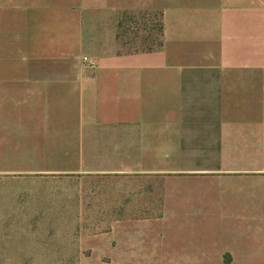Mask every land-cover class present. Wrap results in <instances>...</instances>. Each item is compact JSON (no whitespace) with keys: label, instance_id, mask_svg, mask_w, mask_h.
Here are the masks:
<instances>
[{"label":"crops","instance_id":"0c3cea01","mask_svg":"<svg viewBox=\"0 0 264 264\" xmlns=\"http://www.w3.org/2000/svg\"><path fill=\"white\" fill-rule=\"evenodd\" d=\"M87 225L127 264H264V0H0V250Z\"/></svg>","mask_w":264,"mask_h":264},{"label":"rangeland","instance_id":"374dc122","mask_svg":"<svg viewBox=\"0 0 264 264\" xmlns=\"http://www.w3.org/2000/svg\"><path fill=\"white\" fill-rule=\"evenodd\" d=\"M133 17L135 16L132 14H124L120 16V21L123 25L119 31L123 41L133 42L135 40V44H130V46H134L139 45L138 41L140 42L143 38H146L147 40L158 39L159 20L157 17H144L143 19L138 20L139 23H134ZM136 31H138L139 37L134 39L133 33ZM130 46L128 45V50H134L133 47L129 48ZM125 49H127V47ZM57 227L59 226L56 225V228ZM96 233L95 225H87V240H85L86 248L83 246V240L78 239V230H72L71 233H68L63 231V229H56L54 232L49 231L40 233L49 238L55 237V248L54 250L44 248L34 250V252H54L55 254L6 255L4 254L7 252L6 250H0V264H127V257L125 256L98 254V249L96 248L97 243L93 239ZM67 236L71 237L70 241L63 239ZM40 244H46V242L43 241ZM66 245H68L67 248ZM15 251L19 250H11L10 252ZM69 252L70 254H67ZM220 259L221 262L218 264H227L229 262L228 256H222Z\"/></svg>","mask_w":264,"mask_h":264},{"label":"trees","instance_id":"16d2710c","mask_svg":"<svg viewBox=\"0 0 264 264\" xmlns=\"http://www.w3.org/2000/svg\"><path fill=\"white\" fill-rule=\"evenodd\" d=\"M134 16H135V17H133L134 23H139L138 20L143 19L144 17H146V16H144L142 14H134ZM122 25H123V23L119 19L118 23H117L116 37H117L118 41H120L122 48L125 49L126 48L125 43L129 44L130 42H126V41L122 40L121 33L119 31ZM158 30H159L158 31L159 35H158V39L157 40H150V39L147 40L146 38H143L139 42V46H136V47L134 46L133 47L134 50H128V47L125 50L126 51H138V50H140V51H151L153 49L159 48L161 46V44H162V41H161V39H162V26H161L160 23L158 25ZM138 37H139L138 36V31L134 32L133 33V38L137 39ZM129 48H132V47H129Z\"/></svg>","mask_w":264,"mask_h":264},{"label":"built area","instance_id":"2783aa9c","mask_svg":"<svg viewBox=\"0 0 264 264\" xmlns=\"http://www.w3.org/2000/svg\"><path fill=\"white\" fill-rule=\"evenodd\" d=\"M96 60L90 57H82L81 58V66L83 69H94L96 68Z\"/></svg>","mask_w":264,"mask_h":264}]
</instances>
